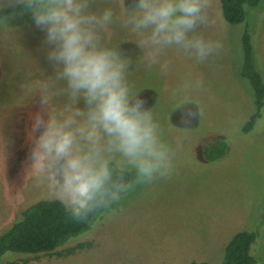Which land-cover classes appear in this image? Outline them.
Returning <instances> with one entry per match:
<instances>
[{
  "label": "rangeland",
  "instance_id": "rangeland-1",
  "mask_svg": "<svg viewBox=\"0 0 264 264\" xmlns=\"http://www.w3.org/2000/svg\"><path fill=\"white\" fill-rule=\"evenodd\" d=\"M108 3L118 15L126 11L127 0ZM209 16L210 26L202 31L223 42L218 55L197 63L170 50L173 64L167 75L158 66L149 70L143 65L130 75L133 89L146 98L175 150L171 176L137 188L55 252L5 251L0 264H215L222 258L223 239L239 230L256 231L249 253L253 264H264V99L260 116L242 132L253 103L250 85L239 75L240 36L246 29L252 61L264 82V0L248 7L239 24L223 19L218 0ZM9 23L0 27V232L29 204L52 199L34 187L25 159L30 114L41 72L48 67L37 51L42 33L31 26L30 14H17ZM105 39L130 55L138 51V37L122 22L110 26ZM186 79L203 82L189 96L195 106L183 109L196 113L187 120L172 97ZM54 104L62 107L63 99ZM220 138L226 143L223 155L204 158L202 147ZM77 243L89 245L75 248ZM69 248L74 250L67 254Z\"/></svg>",
  "mask_w": 264,
  "mask_h": 264
},
{
  "label": "clouds",
  "instance_id": "clouds-1",
  "mask_svg": "<svg viewBox=\"0 0 264 264\" xmlns=\"http://www.w3.org/2000/svg\"><path fill=\"white\" fill-rule=\"evenodd\" d=\"M212 3L127 0L118 15L108 0H0V27L30 14L42 33L37 51L48 67L30 114L25 159L34 187L59 201L73 221L88 223L173 173L175 150L130 75L139 65L167 75L170 50L197 63L218 55L223 42L202 31ZM117 22L138 37L134 55L105 39ZM202 86L186 79L172 90L182 119L196 114L183 109L195 106L189 96ZM58 98L62 107L54 104Z\"/></svg>",
  "mask_w": 264,
  "mask_h": 264
},
{
  "label": "trees",
  "instance_id": "trees-1",
  "mask_svg": "<svg viewBox=\"0 0 264 264\" xmlns=\"http://www.w3.org/2000/svg\"><path fill=\"white\" fill-rule=\"evenodd\" d=\"M223 19L229 24H239L244 21L246 10L242 5L254 7L259 0H218ZM13 8L5 9L6 12ZM16 10H19L16 8ZM241 61L239 75L246 79L252 90L253 110L242 124V132L248 131L256 118L264 99V82L251 58V44L246 29L240 36ZM226 148L225 141L220 138L205 144L201 154L208 160L219 158ZM97 217V216H96ZM96 217H91L88 223L73 221L59 201L55 199H39L26 206L20 217L13 221L7 229L0 232V256L8 251L18 255L49 254L61 247L68 238L88 231ZM256 236V231L239 230L231 235L223 247L222 258L215 264H253L250 255V245ZM89 243H77L75 248H83ZM74 248H69V254ZM57 255H60L57 253ZM25 261V259H24ZM13 264V262H6ZM189 264H213L206 261H191Z\"/></svg>",
  "mask_w": 264,
  "mask_h": 264
},
{
  "label": "crops",
  "instance_id": "crops-1",
  "mask_svg": "<svg viewBox=\"0 0 264 264\" xmlns=\"http://www.w3.org/2000/svg\"><path fill=\"white\" fill-rule=\"evenodd\" d=\"M235 233V232H234ZM231 237V236H230ZM226 239H223V241H222V245H223V247H224V245L226 244V242L229 240H227V241H225ZM225 242V243H224ZM200 261H203V260H200Z\"/></svg>",
  "mask_w": 264,
  "mask_h": 264
}]
</instances>
